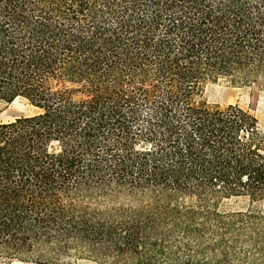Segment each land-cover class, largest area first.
<instances>
[{
    "label": "trees",
    "instance_id": "1",
    "mask_svg": "<svg viewBox=\"0 0 264 264\" xmlns=\"http://www.w3.org/2000/svg\"><path fill=\"white\" fill-rule=\"evenodd\" d=\"M264 81V0H0V260L264 264V131L207 81Z\"/></svg>",
    "mask_w": 264,
    "mask_h": 264
},
{
    "label": "rangeland",
    "instance_id": "2",
    "mask_svg": "<svg viewBox=\"0 0 264 264\" xmlns=\"http://www.w3.org/2000/svg\"><path fill=\"white\" fill-rule=\"evenodd\" d=\"M202 97L208 105L238 106L255 117L260 130L264 131V81L231 82L224 78L207 81L203 86ZM38 113L39 110L31 106L23 98H17L10 103L0 101V123L10 122L17 118L29 117ZM248 207L253 211L264 212V201L256 202L249 206L248 200L245 198L230 199L223 201L219 209L222 211H244ZM0 264L19 263L0 260ZM76 264L95 263L87 260H78Z\"/></svg>",
    "mask_w": 264,
    "mask_h": 264
}]
</instances>
